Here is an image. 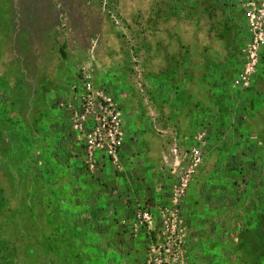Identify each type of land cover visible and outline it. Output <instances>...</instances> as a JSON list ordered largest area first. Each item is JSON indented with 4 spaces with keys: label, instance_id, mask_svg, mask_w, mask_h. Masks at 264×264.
Here are the masks:
<instances>
[{
    "label": "rangeland",
    "instance_id": "obj_1",
    "mask_svg": "<svg viewBox=\"0 0 264 264\" xmlns=\"http://www.w3.org/2000/svg\"><path fill=\"white\" fill-rule=\"evenodd\" d=\"M245 1L0 0V264H145L156 241L147 227L134 231L132 216L141 206L124 204L128 142L119 166L98 153L90 167L72 127L86 69L127 123L154 118L170 133L177 85H183L181 105L205 106L208 123L193 128L177 163L170 155L158 166V145L175 142L159 141L155 128L135 139L133 151L146 147L151 161L138 179L146 195L159 184V200L168 203L177 175L159 183L158 172L186 167L189 148L202 145L205 159L191 181L204 185L210 199L225 201L224 264H264V47L257 62L245 59L251 39Z\"/></svg>",
    "mask_w": 264,
    "mask_h": 264
},
{
    "label": "built area",
    "instance_id": "obj_2",
    "mask_svg": "<svg viewBox=\"0 0 264 264\" xmlns=\"http://www.w3.org/2000/svg\"><path fill=\"white\" fill-rule=\"evenodd\" d=\"M242 6L251 34L245 59L257 62L260 58L259 50L264 47V1L259 4L255 0H247ZM246 76V71L241 73L236 82ZM79 88V107L74 110L72 127L82 135L89 165L95 166L97 154L103 153L117 166L125 141L123 111L106 91L94 86L92 71L86 69L82 72ZM202 139L203 133L198 137L199 141ZM205 154L202 145H192L187 156V166L180 170L172 169L171 173L177 177L169 185V202L156 199L151 206L140 207L133 214L134 231L137 232L141 226L147 227L156 240L149 245L145 264H188L185 254V223L180 214V205Z\"/></svg>",
    "mask_w": 264,
    "mask_h": 264
},
{
    "label": "crops",
    "instance_id": "obj_3",
    "mask_svg": "<svg viewBox=\"0 0 264 264\" xmlns=\"http://www.w3.org/2000/svg\"><path fill=\"white\" fill-rule=\"evenodd\" d=\"M187 82L188 81L185 80L184 82L185 86H187ZM182 86L183 85L181 86L177 85L176 87L174 86L172 90V95H173L172 98L173 99L176 98L177 100L175 104L174 103L172 104V107L169 110L170 113L169 118L173 120L171 122L172 127L170 133H168L169 131L165 130L166 122L162 123L163 121L159 122L154 118H153V123H151L150 121L149 123H147V125L145 123L144 125L141 124L140 122L137 123L140 126H138L135 123V121L127 123L126 119L124 118V126L126 131L125 140L128 142L127 146L125 144V148H124L125 155L126 156L132 155V156H131V160L127 161L125 170L123 171L122 175H120V178L122 179L124 178L126 181L122 182V187L121 184H119V182L116 184L120 185V187L125 192L124 196H126V199H124V204L126 205L127 203L128 207L151 206L152 202L155 199H159L162 197L164 198V194L161 193V190L159 191L160 189L159 184H156L157 187H155L157 193H150V194L148 193L146 195L145 193V191L147 190L146 183L141 182L138 179V177H141L142 179L143 177L140 176V173L145 171L147 164H151V161H146V159L149 158L150 153L148 152L146 147L143 146L139 147V145H137L138 150L134 152L133 144L136 143L138 140L140 141L143 138L145 139L148 134L153 133V130L151 129L155 128L156 130H158L155 132V134H157L156 137L159 139V141H161L162 139H170L171 141H173V143L175 142L173 148L171 145L169 149H167L166 145H162V144L158 145L157 149L159 150V152L155 153L156 156L159 157V159L157 160L158 166L161 167L162 165H165L164 159H170L171 158L170 155H173L174 157L173 162L177 163V160L175 161V159L176 158L181 159L186 154L185 145L191 142L190 140L193 136V128H197L200 126L205 127V125H207L208 123L207 119L210 118V116L205 106L199 104L198 106L194 107L192 106L194 104H191L190 100H188L189 103L181 105V102H179L178 100L179 97L178 94L182 93L181 92L183 90ZM191 87H192L191 85H188L189 89ZM208 109H210V107ZM195 110L196 112L198 110L199 113L198 115L199 116L201 115L200 117L196 116ZM210 114H211V109H210ZM148 127H151V129H148ZM136 138H138V140L135 141ZM222 141H224V137L222 136L218 137V140L217 139L214 140L216 144H213L212 146H214L215 148V146L219 145V143ZM214 148L211 147L208 154H211ZM125 160H129L128 157L125 158ZM169 162H171V160ZM169 166H165V168L161 170L162 173H160V171L159 172L157 171L159 173L158 175L159 178H161V180L162 179L165 180L167 179L168 176H171V172H169L168 170ZM163 180L159 183H162ZM132 181H135V185H133ZM163 184L165 186L167 183L165 182ZM242 185L239 184V186L236 187L237 190L241 188ZM141 186H143L142 189L140 188ZM203 186L204 185H201L200 183H197L192 180L189 184L188 195L183 201V207H184L183 212L184 215L187 217L188 229L190 233V240L188 239L189 241L186 247L187 262L188 264H224L225 255L223 253L224 251L222 252L223 250L222 237L225 234L224 232L227 226L224 225L225 219L222 216H225V214H227V211L222 210L220 205H225V201H223L222 197H218V198L214 197V199H210L209 196L202 194L203 189H205ZM220 187L219 188L216 187L218 193L215 196L221 195L222 189H220ZM227 187L228 186H226V188ZM138 188H140L141 191H144L143 196H140L141 194L138 192ZM250 188L252 189L253 187ZM167 189H168L167 187L166 188L164 187L162 190L166 191ZM253 230L247 227L249 237L251 236L255 237L254 235L255 230L254 231ZM141 234L143 237L146 236V233H141ZM199 234H201L203 239V241H201V244L197 241ZM261 237L263 238L264 236L262 235ZM200 245L202 246L199 247ZM262 250L263 248L261 249V251Z\"/></svg>",
    "mask_w": 264,
    "mask_h": 264
}]
</instances>
